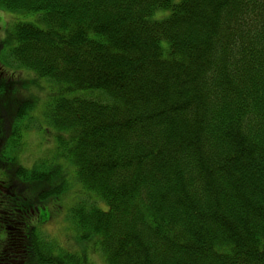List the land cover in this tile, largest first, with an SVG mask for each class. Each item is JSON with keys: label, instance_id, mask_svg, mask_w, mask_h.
Here are the masks:
<instances>
[{"label": "trees", "instance_id": "trees-1", "mask_svg": "<svg viewBox=\"0 0 264 264\" xmlns=\"http://www.w3.org/2000/svg\"><path fill=\"white\" fill-rule=\"evenodd\" d=\"M5 12L0 264H94L95 251L264 264V0H0ZM41 120L52 164L24 165L23 133ZM67 168L80 251L36 224L70 188Z\"/></svg>", "mask_w": 264, "mask_h": 264}, {"label": "rangeland", "instance_id": "rangeland-1", "mask_svg": "<svg viewBox=\"0 0 264 264\" xmlns=\"http://www.w3.org/2000/svg\"><path fill=\"white\" fill-rule=\"evenodd\" d=\"M175 1L179 2L181 0ZM170 12L171 11L168 9H159L155 12L154 17L157 19H162L167 17ZM12 16L14 15L6 12L0 14V26L2 28L1 31H4V28L7 25L8 21H12ZM7 48L8 47H6L5 49ZM4 69L9 74L13 73V70L8 66H5ZM22 74L24 77L29 78L27 74ZM34 91L37 92L41 97L44 96L43 91H40L38 89H35ZM38 125L39 126L35 127L34 129L25 130L23 133L24 145H22V148L20 149V151L22 152L20 156L18 155V160L24 165L31 166L36 160L40 158L47 159L48 162L52 164L51 159H53V156H55V152L57 149V142L54 139L55 131L42 120ZM57 161L63 163L61 160L57 159ZM67 171H69L68 179L70 182V188L63 193L64 196L59 201L49 202L46 206L42 207V213L40 214V216L43 218L45 215H50L51 218L46 221L39 218L40 223L36 224H42L39 229L41 233L44 236L46 235L50 240L58 241L59 244L70 250L80 251L82 249V243L77 240L75 233L71 229L69 230L66 221V211L68 213V208L75 203L79 185L76 184L75 177H73L71 169H68ZM5 235L6 232L4 227L0 225V242L2 244L5 241ZM95 252L97 254L94 252L88 254L90 260L94 264H106L103 257H100L97 251Z\"/></svg>", "mask_w": 264, "mask_h": 264}]
</instances>
